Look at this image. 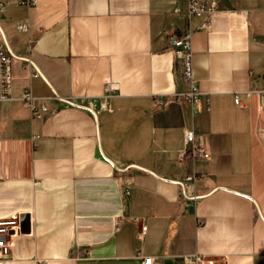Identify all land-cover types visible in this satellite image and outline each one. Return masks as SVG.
<instances>
[{
    "label": "crops",
    "instance_id": "obj_1",
    "mask_svg": "<svg viewBox=\"0 0 264 264\" xmlns=\"http://www.w3.org/2000/svg\"><path fill=\"white\" fill-rule=\"evenodd\" d=\"M25 1L0 0V219L21 229L0 264H264V0H201L208 30L187 0ZM189 32L195 108L167 41ZM184 129L209 161L181 158Z\"/></svg>",
    "mask_w": 264,
    "mask_h": 264
},
{
    "label": "built area",
    "instance_id": "obj_2",
    "mask_svg": "<svg viewBox=\"0 0 264 264\" xmlns=\"http://www.w3.org/2000/svg\"><path fill=\"white\" fill-rule=\"evenodd\" d=\"M22 4H35V0H27ZM3 8L2 6H0ZM218 14V5L215 1L206 4L201 0H187V16L188 18L196 17L201 18L202 23L199 29L208 30L210 28L211 20ZM26 26L21 27V31H27ZM168 44L172 49L174 58L181 67L180 79L187 89L184 92L175 94L177 101L181 103H187L192 108H195L199 102V92L192 78V54H191V33H187L184 36L177 37L173 34L167 37ZM32 76H37L33 72ZM12 74H11V58L8 55L6 48L0 45V102H6L11 99L12 93ZM117 90L116 83L107 82L105 85V98L113 95ZM261 104H264V88L259 92ZM234 104L237 107H241L239 97L235 96ZM21 102L23 106L27 107L33 114L34 119L43 118L36 113L37 100L34 99L28 90H24L21 96ZM39 109L42 112H46L45 105H40ZM53 113V112H52ZM183 143L184 150L182 157H186L191 164L198 162H206L210 160V156L204 148L197 143V135L192 129H184L183 131ZM1 178V176H0ZM198 176L196 173L184 176L180 181L182 187V195L185 200L195 199L194 187ZM145 228L141 229L144 232ZM21 234L20 219L19 216H14L8 219H0V261L5 262L10 256V250L12 242ZM140 264H153L154 259L151 257L140 258ZM191 261L194 264H204L202 258L199 256L191 257Z\"/></svg>",
    "mask_w": 264,
    "mask_h": 264
}]
</instances>
